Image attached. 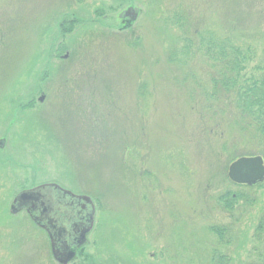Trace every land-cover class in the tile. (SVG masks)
I'll return each instance as SVG.
<instances>
[{"label":"rangeland","instance_id":"1","mask_svg":"<svg viewBox=\"0 0 264 264\" xmlns=\"http://www.w3.org/2000/svg\"><path fill=\"white\" fill-rule=\"evenodd\" d=\"M262 81L264 0H0V264H55L8 212L44 183L96 205L73 264H264V181L228 179L264 162Z\"/></svg>","mask_w":264,"mask_h":264},{"label":"water","instance_id":"2","mask_svg":"<svg viewBox=\"0 0 264 264\" xmlns=\"http://www.w3.org/2000/svg\"><path fill=\"white\" fill-rule=\"evenodd\" d=\"M138 12L128 8L120 19L129 27L136 21ZM66 58V56H65ZM43 97L39 100L42 102ZM4 140H0V149ZM228 178L237 185L253 186L264 180L261 157H242L228 167ZM11 216L25 213L30 221L44 232L49 253L56 264H72L82 248L89 244L96 208L87 195L75 194L55 183H44L20 191L9 205Z\"/></svg>","mask_w":264,"mask_h":264},{"label":"trees","instance_id":"3","mask_svg":"<svg viewBox=\"0 0 264 264\" xmlns=\"http://www.w3.org/2000/svg\"><path fill=\"white\" fill-rule=\"evenodd\" d=\"M74 22V21H73ZM125 29L129 28V23H124ZM220 53V56H226L227 54L224 53L223 48L218 51ZM231 54H233V51H231ZM237 58H234V62L236 64L239 63L240 59H243L241 56H236ZM223 58H221L222 60ZM233 70V69H232ZM240 71H243V69H240ZM238 78L239 76L236 75L235 80L233 82L232 78L227 80L226 82H223L222 88L225 91L231 90L234 88V84L237 87L238 86ZM236 100L239 107H241L244 111L247 113H252L255 111L256 115H261L264 117V113H261V110H264V81L261 82V85L258 87H249V88H243L240 87L239 90H236ZM254 110V111H253Z\"/></svg>","mask_w":264,"mask_h":264},{"label":"flooded vegetation","instance_id":"4","mask_svg":"<svg viewBox=\"0 0 264 264\" xmlns=\"http://www.w3.org/2000/svg\"><path fill=\"white\" fill-rule=\"evenodd\" d=\"M39 99H40V98H39ZM43 100H44V99H43ZM39 102H40V100H39ZM83 250H84V249H83ZM83 250H82V251H80V253H79V256H80V255H82V253H83Z\"/></svg>","mask_w":264,"mask_h":264}]
</instances>
